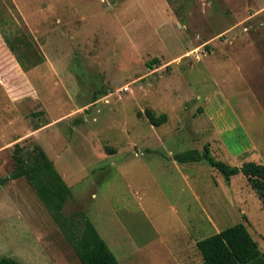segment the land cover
<instances>
[{"label":"rangeland","instance_id":"1","mask_svg":"<svg viewBox=\"0 0 264 264\" xmlns=\"http://www.w3.org/2000/svg\"><path fill=\"white\" fill-rule=\"evenodd\" d=\"M205 145L264 165V0H0V259L79 264L9 179L15 146L44 152L63 214L84 212L120 264H199L196 243L239 223L264 252L246 178L173 160Z\"/></svg>","mask_w":264,"mask_h":264},{"label":"trees","instance_id":"2","mask_svg":"<svg viewBox=\"0 0 264 264\" xmlns=\"http://www.w3.org/2000/svg\"><path fill=\"white\" fill-rule=\"evenodd\" d=\"M148 117L156 127L166 120L165 115L154 118L153 114H148ZM173 160L179 165L205 162L226 181L243 175L264 209V165L248 161L239 167L230 166L216 160L208 145L201 151L192 149L175 154ZM13 162L15 169L9 179L23 178L31 186L80 264H120L84 212L63 214L71 191L43 151L38 149L34 162L30 164L15 146ZM196 248L201 256L199 264H264V252L259 251L257 243L241 223L199 240ZM0 264L20 263L6 257L0 259Z\"/></svg>","mask_w":264,"mask_h":264},{"label":"crops","instance_id":"3","mask_svg":"<svg viewBox=\"0 0 264 264\" xmlns=\"http://www.w3.org/2000/svg\"><path fill=\"white\" fill-rule=\"evenodd\" d=\"M32 228H35V227H32ZM37 229V228H36ZM39 232V229H37V231H36V237H37V239H40V237H39V235H40V233H38ZM78 263H79V261H78ZM80 264V263H79Z\"/></svg>","mask_w":264,"mask_h":264}]
</instances>
